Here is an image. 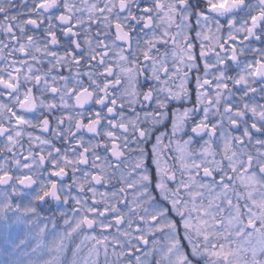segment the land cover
Returning a JSON list of instances; mask_svg holds the SVG:
<instances>
[{"label":"snow or ice","instance_id":"1","mask_svg":"<svg viewBox=\"0 0 264 264\" xmlns=\"http://www.w3.org/2000/svg\"><path fill=\"white\" fill-rule=\"evenodd\" d=\"M16 4L0 264H264V0Z\"/></svg>","mask_w":264,"mask_h":264},{"label":"rangeland","instance_id":"2","mask_svg":"<svg viewBox=\"0 0 264 264\" xmlns=\"http://www.w3.org/2000/svg\"><path fill=\"white\" fill-rule=\"evenodd\" d=\"M198 63H199V66H200L199 74L203 75V71H204V69H203V61H198ZM189 75H190V79H191L190 87L193 89L192 98L194 100V98H195V92H194V89H195V76L197 75L196 70L193 69L190 72ZM172 107L173 108H177V109H183L184 107H191V104L175 103V104H173ZM167 123H168V126L170 127L171 122L168 121ZM163 130L164 129H161V131H163ZM184 139H187V136H185ZM205 139H207V138L205 137ZM200 143H202V142L201 141H197V143L195 145H193V147L199 149ZM100 191L103 192L104 189H100ZM23 231L24 230H23L22 227H20V228H13V230H12V237L13 238H16V237L22 236L23 235ZM110 259H111V257H110ZM101 260H103V255H101Z\"/></svg>","mask_w":264,"mask_h":264},{"label":"flooded vegetation","instance_id":"3","mask_svg":"<svg viewBox=\"0 0 264 264\" xmlns=\"http://www.w3.org/2000/svg\"><path fill=\"white\" fill-rule=\"evenodd\" d=\"M17 10H20V11H23V10H24V9H22L21 6H20V0H17L16 7L13 9L14 12L17 11ZM193 35H194V34H193ZM55 50L58 51V52H61V53L63 52V48H62V47H61V48H58V49H55ZM161 52H163V49H161ZM196 52H197V55H198V53H199L198 42H197ZM8 59L11 60V57L9 56ZM44 70H47V62H46V61H45V69H44ZM57 71H60V70L57 69ZM63 72H64V74H67V69H64ZM194 99H195V98H194ZM37 115H38V114H37ZM36 134H39V130L36 131ZM27 140H28V138H27V136H25V137H24V141H23V149H24V150H26L27 147H28ZM2 146H3V142L0 141V147H2ZM2 156H3V152H0V157H2ZM101 189H104V188H101Z\"/></svg>","mask_w":264,"mask_h":264}]
</instances>
